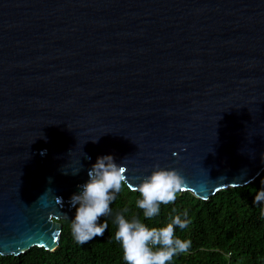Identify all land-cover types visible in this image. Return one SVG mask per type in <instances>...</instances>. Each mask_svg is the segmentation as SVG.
Returning <instances> with one entry per match:
<instances>
[{
  "label": "water",
  "instance_id": "obj_1",
  "mask_svg": "<svg viewBox=\"0 0 264 264\" xmlns=\"http://www.w3.org/2000/svg\"><path fill=\"white\" fill-rule=\"evenodd\" d=\"M107 154L133 187L153 164L201 200L253 182L264 0H0V256L54 251Z\"/></svg>",
  "mask_w": 264,
  "mask_h": 264
},
{
  "label": "trees",
  "instance_id": "obj_2",
  "mask_svg": "<svg viewBox=\"0 0 264 264\" xmlns=\"http://www.w3.org/2000/svg\"><path fill=\"white\" fill-rule=\"evenodd\" d=\"M260 188H264V170L253 182L220 190L207 200L178 192L174 203L161 205L159 215L147 219L136 207L138 193L122 187L110 205L111 215L100 218L108 221L102 236L81 246L70 234V220H60L62 230L54 251L33 247L19 256H0V264H125L121 246L114 239L117 213H123L126 219L137 217L151 228L165 226L170 216L185 209L190 223L183 230L175 227L174 234L190 240L191 247L175 256L171 264H264V215L261 207L253 204Z\"/></svg>",
  "mask_w": 264,
  "mask_h": 264
},
{
  "label": "clouds",
  "instance_id": "obj_3",
  "mask_svg": "<svg viewBox=\"0 0 264 264\" xmlns=\"http://www.w3.org/2000/svg\"><path fill=\"white\" fill-rule=\"evenodd\" d=\"M98 139L99 136L91 141L96 143ZM85 159L91 157L85 156ZM81 168L72 169L71 174L77 175ZM62 172L68 174L65 169ZM124 172L125 166L116 163L111 154L98 156L87 169V180L77 186L78 191L68 200L69 207L74 209L70 219V234L77 244L82 246L104 234L108 221L100 218L111 215L110 205L122 187L138 193L136 207L142 210L144 218L151 219L159 215L161 205L174 203L185 182L177 170L161 168L158 164H153L150 173L142 179L134 178L139 180L134 187ZM253 204L259 205L264 215V188L256 191ZM172 212L175 213L176 209L173 208ZM113 223L116 225L114 239L121 246L125 264H171L175 256L186 253L191 247L190 240L174 234L175 227L183 230L190 223L186 209L170 216L169 222L163 227L149 228L137 217L126 219L123 213H117Z\"/></svg>",
  "mask_w": 264,
  "mask_h": 264
}]
</instances>
